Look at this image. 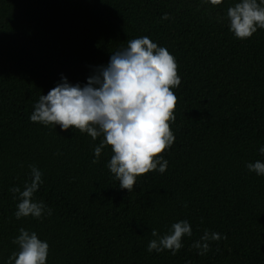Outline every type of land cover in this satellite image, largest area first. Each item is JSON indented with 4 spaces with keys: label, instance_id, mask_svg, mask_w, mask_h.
<instances>
[{
    "label": "trees",
    "instance_id": "1",
    "mask_svg": "<svg viewBox=\"0 0 264 264\" xmlns=\"http://www.w3.org/2000/svg\"><path fill=\"white\" fill-rule=\"evenodd\" d=\"M237 2L0 0V264L20 228L49 244L46 264H264V176L246 167L264 162V29L237 39L227 19ZM143 36L173 55L181 84L168 168L130 193L107 167L110 146L92 163L103 137L30 116L62 77L84 86ZM29 165L42 172L34 200L52 215L17 220L9 189L30 183ZM183 220L192 236L176 255L148 252L153 229L163 236ZM205 230L227 239L202 256L191 245Z\"/></svg>",
    "mask_w": 264,
    "mask_h": 264
},
{
    "label": "clouds",
    "instance_id": "2",
    "mask_svg": "<svg viewBox=\"0 0 264 264\" xmlns=\"http://www.w3.org/2000/svg\"><path fill=\"white\" fill-rule=\"evenodd\" d=\"M203 2L218 6L223 0ZM162 19L166 21L171 17L164 14ZM227 19L237 39L251 38L258 28L264 29V0H240L227 8ZM180 84L178 65L166 48L147 36L130 39L126 47L111 53L107 66L97 68L84 86L70 84L62 77V82L47 95L41 94L30 120L44 126L59 125L65 132L72 128L87 133L93 141L103 137L94 148L92 163H99L104 148L110 146L113 154L107 167L119 187L131 193L138 177L155 171L163 174L168 168L163 154L175 141L171 124L175 121L177 105L172 89ZM259 151L264 155V147ZM29 167L30 183H25L23 190L20 187L9 189L19 197L15 211L17 220L52 215V210L42 201L34 200V194L43 183L42 172L35 165ZM246 167L264 176V162L257 160ZM151 235L155 239L147 246L149 253L169 250L176 255L183 247L182 239L192 236V227L183 220L173 223L163 236L155 229ZM221 239L227 237L205 230L191 247L203 256L210 251V242ZM12 242L18 246V251L12 253L6 264H46L49 244L39 239L36 232L20 228Z\"/></svg>",
    "mask_w": 264,
    "mask_h": 264
}]
</instances>
